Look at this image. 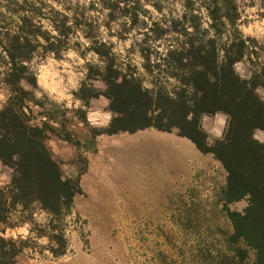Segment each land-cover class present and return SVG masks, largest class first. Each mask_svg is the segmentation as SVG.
<instances>
[{
  "label": "trees",
  "instance_id": "16d2710c",
  "mask_svg": "<svg viewBox=\"0 0 264 264\" xmlns=\"http://www.w3.org/2000/svg\"><path fill=\"white\" fill-rule=\"evenodd\" d=\"M102 2L109 9L120 8L118 6L120 0H102ZM201 2L208 8L214 21L211 27L216 29V39L205 41L204 38H193L197 34H206V31H200L189 16L184 15L182 18L188 21L193 31L189 33L185 29L181 33L187 36L186 40L168 45L176 44L179 50L173 49L168 52L167 57L162 59L163 68L161 64H156L158 73H167L175 76L183 84L194 85L195 92L192 96H187L185 89L182 88L176 93V100L169 99L160 84L162 75L153 78L156 84L154 90L142 92L140 81L130 78L134 71L132 68L128 69L127 77H122V83L116 84L115 78L122 74L112 69L113 58L109 56L108 47L103 44L97 45L94 41V50L102 58H106L108 63L106 74L102 76L108 84V91L104 94L112 99L110 107L119 113V116L108 128L93 131V135L134 133L155 128L164 132H176L191 140L201 152L212 154L228 173L222 198L234 230L231 241L239 244L236 248V257L243 262L248 257V252L252 251L253 264H264V144H259L250 138L253 128L264 129V104H260L251 88L245 86V83L250 84L252 88L264 84V70L259 75L254 74L248 82H241L232 75L233 60L240 59L242 54L249 52V48L240 39L239 32L233 28L234 42L225 48L227 63L220 68L217 75L216 48L224 47L220 42V34L225 31L221 17L226 16L234 23L237 12L232 0H223V10L216 6V0H201ZM62 9L53 8L51 14L45 13L47 21H50L58 32L55 37L46 30L42 31V26L33 22L28 13H22L12 23H4L0 20V64L10 63L12 66L3 79H0V84L15 93L3 111H0V162L14 169L10 182L0 187V231H3V226H13L9 214L15 215L13 209L17 203L22 204L29 213V215L21 214L19 220L31 222V202L39 200L45 209L54 214L57 223L50 222L49 225L35 226L34 230L38 236L48 235L50 240L56 242V246L51 243L41 245L42 249H47L55 257L65 255L68 251L66 236L68 222L65 223L64 218L73 213L75 198L83 193V189L79 177L66 176L52 151L46 150L41 141L48 138L44 134L48 132L63 141L73 143L76 135L75 120L85 125L87 123L84 121L83 111L78 109L61 111L53 106L51 111L45 110L36 115H45L51 120L59 118V127L52 128L45 122L42 129L28 128L25 121L34 118L33 110L28 109V115H25L22 108L27 107L24 101L32 100V96L17 87V81L24 76L29 82L34 83L30 73L24 75L26 69L20 61L30 59L36 47H43L45 52L58 51L64 47L68 34L74 31L73 27L76 26L73 22V27L67 25V21L72 16L65 13L71 12ZM72 19L78 20L75 15ZM171 27L178 31L176 23ZM84 32L94 39L91 28ZM163 33L164 31L157 32L155 37L158 38ZM37 35L44 39L46 46L30 41L29 37L35 40ZM251 44H255V41H251ZM5 54L8 60L4 59ZM257 55L258 52L250 53V62L252 57ZM197 66H203V71H196ZM144 68L149 72L153 71L150 65H145ZM209 72L216 77V83H209L207 75ZM89 75L94 77L100 74L95 68H90ZM196 93L201 95L197 97ZM78 95L86 102L89 97L96 96L97 93L89 88H82ZM188 100L193 101L191 107L186 104ZM33 102L42 104V102ZM216 110L231 113L232 127L224 142L218 141L209 148L204 143V135L197 131V121L202 112L211 114ZM189 112L193 114L191 121L186 119ZM69 125L73 126L71 130ZM13 156L16 157L15 160ZM83 170L80 172L82 173ZM61 176H64L63 181ZM245 193L250 194V199L247 201L248 207L244 209L245 214L241 216L236 211L230 210L228 204L242 200ZM46 229H56L58 234L53 236ZM31 240L13 242L0 239V264H17V256L30 248Z\"/></svg>",
  "mask_w": 264,
  "mask_h": 264
},
{
  "label": "rangeland",
  "instance_id": "374dc122",
  "mask_svg": "<svg viewBox=\"0 0 264 264\" xmlns=\"http://www.w3.org/2000/svg\"><path fill=\"white\" fill-rule=\"evenodd\" d=\"M25 1L0 0V20L12 23L22 13H28L33 22L41 25L40 20L47 21L45 13L65 8L78 18H70L76 26L73 28H91L92 37L96 35V25L85 16L81 0ZM145 2L159 12L170 9L173 0ZM195 2L184 0L188 9L185 15L201 31L200 17L192 15ZM94 3L90 0V10H95ZM123 3L124 8L111 9L108 20L131 16V27L122 25V31L116 33L121 39L131 28L145 30L138 46L144 66L157 70V63L148 61L151 56L159 57V53L148 41L162 40L165 46L182 42L187 36L181 32L190 24L183 18L172 19L171 14L156 20L140 0ZM174 23L178 31L172 29ZM160 31L164 33L155 37ZM205 35L193 38L203 39ZM258 55L264 56V47ZM0 90L7 89L0 84ZM74 124L73 143L52 136L57 140L54 157L66 176L79 177L83 189L68 216V251L55 257L31 240L30 248L17 256V264H32L37 256L45 264H253L252 251L243 262L236 257L239 244L231 241L234 230L222 198L226 170L212 154L201 152L191 140L176 132L148 128L94 136L93 131L103 128H90L79 120ZM0 172L7 169L0 167ZM236 202L229 203L228 208L233 210Z\"/></svg>",
  "mask_w": 264,
  "mask_h": 264
},
{
  "label": "clouds",
  "instance_id": "9594fccd",
  "mask_svg": "<svg viewBox=\"0 0 264 264\" xmlns=\"http://www.w3.org/2000/svg\"><path fill=\"white\" fill-rule=\"evenodd\" d=\"M90 0H81V5L85 9V16L89 17V22H93L96 25V35L90 38L79 27L74 28V31L70 32L65 40V45L58 51L49 50L44 51L43 47H36L31 54L30 59L21 60L20 64L25 67L27 76L31 74L34 83L29 82L22 76L17 81V87L26 93H30L32 100H25L24 103L27 107L22 108L25 115H28V109L33 110V117L25 121L28 128L42 129L46 122L50 127H59L58 120H51L45 115H36L37 113H43L45 110L51 111L53 106L63 111L66 109L81 110L84 112V121L90 128H108L111 122L119 116V113L112 110L110 107L112 99L105 95L108 91V84L102 78L106 74L108 67L107 59L102 58L98 52L93 48L94 41L97 45L103 44L109 49V56L113 58L112 69L121 73V76L115 78V83H122V77H127L128 69L132 68L134 71L131 74L132 79H138L140 81V90L142 92H151L156 88V84L153 82V78L157 75H162L160 84L164 89L165 94L171 100H176L178 93L182 88L185 89L187 96H192L195 92L194 85L191 83L183 84L175 76L167 73H158L156 69L152 72L147 71L144 68L145 59L142 55L139 44L143 41V31L137 28H131V30L124 34V38L121 39L116 33L122 31V25L125 27H131V16L121 15L117 16L114 20H108L111 9L104 6L102 0H95L94 9L90 10ZM143 8L149 9L154 19L159 20L161 16L168 17L171 14L172 19H181L188 9L184 5V0H173L169 8H162L159 12L152 6L151 3H146L145 0H140ZM237 12V19L235 22H230L226 16H222L221 20L225 26V31L220 34V42L224 47L217 46L216 48V65L217 75H219L220 68L227 63L225 48L231 46L234 42L232 36V30L235 28L240 34V39L249 48L248 53L241 55L240 59L233 60L231 63L232 75L241 82L251 81L254 74L259 75L264 70V57L259 55L252 57L250 62V53L258 52L261 47H264V0H232ZM120 8H124L126 5L123 0H120L118 5ZM216 6L223 10V0H216ZM53 7L60 8L59 5L53 4ZM2 10V9H0ZM171 10V11H170ZM71 16V13H65ZM192 15L200 17V28L206 31L204 40H215L216 29L211 27L214 23L212 20L208 8L203 6L201 0H196ZM138 18L143 19L138 14ZM107 21V26L105 22ZM35 22V21H34ZM19 23V20H17ZM42 25L41 30H46L51 36L58 35L57 30L53 27L50 21L40 20ZM69 27H73L71 19L67 21ZM169 25L161 24V27H168ZM186 29L189 33L193 31L190 25H186ZM111 33V35H110ZM15 34V32H13ZM179 35V34H171ZM181 40L183 37H179ZM32 43H38L39 45L46 46V42L39 35L35 40L29 37ZM251 41H255V44H251ZM23 43V39H21ZM148 45L155 49L159 53V57L151 56L149 63L161 64V68L164 67L162 59L167 57L169 51L176 49L179 50V46L176 44L165 46L163 41H148ZM159 45V47H157ZM187 47V45H185ZM4 59L8 60L7 55H4ZM187 62V58H185ZM11 64H0V79H3L4 75L11 70ZM90 68H95L100 75L90 77ZM196 71H203V66H197ZM209 83H216V77L212 73H208ZM245 86L251 88L253 95L257 98L260 104H264V84H258L252 88L250 84L245 83ZM82 88H89L94 90L97 95L89 97L85 102L78 95ZM15 95L11 90H0V111L8 105L11 97ZM197 97L201 93H196ZM153 99L155 96L153 95ZM42 102V104L34 103ZM189 107L193 105L192 100L186 101ZM67 115V113H66ZM186 119L191 121L193 114L189 112L186 115ZM232 115L230 112L223 110H216L209 113L202 112L197 121V131L204 135V143L207 147L211 148L216 142H224L227 138V134L232 127ZM71 130L72 125L68 126ZM46 139L41 143L45 149H50L53 155L56 154V138L48 132L44 133ZM253 141L264 144V129L256 127L252 129L251 137ZM16 157L13 156V160ZM0 167L6 168L7 172H0V187H3L5 182H10V175L14 172V169L9 168L6 165H0ZM228 173L225 171V176ZM61 180H64V176H61ZM250 199V194L245 193L244 198L236 202V207L233 209L241 216H243L244 209L248 207L247 201ZM31 217L32 221L19 220L21 214L29 215L28 210L20 203L15 205L13 212L10 213L13 226H3V231H0V239L5 241L11 240L13 242L17 240L32 239L38 245H46L51 243L56 246L54 240H50L48 235L38 236L34 230L35 226H45L56 224L54 214L45 209L39 200H33L31 202ZM65 223L68 221V217L65 218ZM50 231L51 235H56V229H46ZM32 264H45L43 260L37 256Z\"/></svg>",
  "mask_w": 264,
  "mask_h": 264
}]
</instances>
